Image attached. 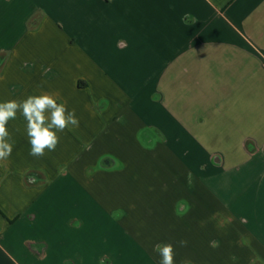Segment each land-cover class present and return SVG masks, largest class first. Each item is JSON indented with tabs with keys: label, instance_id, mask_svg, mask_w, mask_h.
Returning a JSON list of instances; mask_svg holds the SVG:
<instances>
[{
	"label": "crops",
	"instance_id": "1",
	"mask_svg": "<svg viewBox=\"0 0 264 264\" xmlns=\"http://www.w3.org/2000/svg\"><path fill=\"white\" fill-rule=\"evenodd\" d=\"M6 53L0 102L79 126L37 158L9 121L0 264H264V0H0Z\"/></svg>",
	"mask_w": 264,
	"mask_h": 264
},
{
	"label": "clouds",
	"instance_id": "2",
	"mask_svg": "<svg viewBox=\"0 0 264 264\" xmlns=\"http://www.w3.org/2000/svg\"><path fill=\"white\" fill-rule=\"evenodd\" d=\"M26 121V134L31 145L30 155L43 157L46 151H55L59 143L58 133L70 127H78L75 110H68L66 104L48 93L29 95L23 100L0 102V162L6 161L13 151L14 142L7 125L17 114ZM181 247L187 241H179ZM154 250L161 257L160 264H174L175 250L171 243L157 244Z\"/></svg>",
	"mask_w": 264,
	"mask_h": 264
},
{
	"label": "trees",
	"instance_id": "3",
	"mask_svg": "<svg viewBox=\"0 0 264 264\" xmlns=\"http://www.w3.org/2000/svg\"><path fill=\"white\" fill-rule=\"evenodd\" d=\"M8 54H0V71L6 61ZM98 168L102 169H113L121 166L120 161L110 155L102 156L98 162ZM1 176V175H0Z\"/></svg>",
	"mask_w": 264,
	"mask_h": 264
}]
</instances>
